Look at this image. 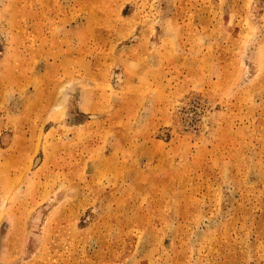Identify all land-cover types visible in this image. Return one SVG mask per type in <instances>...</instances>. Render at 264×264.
<instances>
[{"label": "rangeland", "instance_id": "obj_1", "mask_svg": "<svg viewBox=\"0 0 264 264\" xmlns=\"http://www.w3.org/2000/svg\"><path fill=\"white\" fill-rule=\"evenodd\" d=\"M0 264H264V0H0Z\"/></svg>", "mask_w": 264, "mask_h": 264}]
</instances>
